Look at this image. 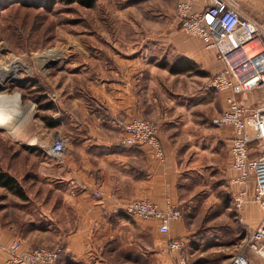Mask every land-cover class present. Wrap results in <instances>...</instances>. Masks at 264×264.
<instances>
[{
  "label": "crops",
  "instance_id": "0c3cea01",
  "mask_svg": "<svg viewBox=\"0 0 264 264\" xmlns=\"http://www.w3.org/2000/svg\"><path fill=\"white\" fill-rule=\"evenodd\" d=\"M227 2L264 25L258 0ZM166 20L161 38L133 40L122 51L99 48L97 55L86 54L93 65L56 79L55 85L51 81L45 97L50 107L39 105V111L49 112L40 121L51 132L34 140L67 138L60 178L75 192L70 200L79 221L62 237L60 264H224L262 217L253 199V179L246 185L247 201L234 205L232 193L241 185L233 181L230 166L232 127L212 122L225 107V92L208 83L224 65L213 48L187 36L176 17ZM178 57L193 64L173 72L170 66ZM260 98L259 89L238 95L250 108ZM132 117L157 123L162 157L147 144L117 143L121 123ZM47 119L55 124L47 125ZM257 144L251 142L253 155ZM135 197L161 207L171 204L181 215L161 232L157 219L123 212L124 203ZM14 238L23 247L41 245L0 227V264ZM174 240L179 247L171 246Z\"/></svg>",
  "mask_w": 264,
  "mask_h": 264
},
{
  "label": "rangeland",
  "instance_id": "374dc122",
  "mask_svg": "<svg viewBox=\"0 0 264 264\" xmlns=\"http://www.w3.org/2000/svg\"><path fill=\"white\" fill-rule=\"evenodd\" d=\"M178 3L96 0L86 7L66 0H0V64L17 57L26 66L20 69V81L3 80L0 88L4 97L17 95L26 111L9 126H0V165L17 178L26 194L21 198L0 186V227L48 246L61 242L76 227L78 216L70 200L75 192L67 190L60 178L61 163L34 142L35 137L51 132L40 121L49 113L39 111L40 101H48L51 81L55 85L56 79L77 75L93 65L86 54L97 55L99 48L122 51L133 40L161 38V23L166 18L174 21ZM260 4L264 9V2ZM185 33L204 47L201 37Z\"/></svg>",
  "mask_w": 264,
  "mask_h": 264
},
{
  "label": "built area",
  "instance_id": "2783aa9c",
  "mask_svg": "<svg viewBox=\"0 0 264 264\" xmlns=\"http://www.w3.org/2000/svg\"><path fill=\"white\" fill-rule=\"evenodd\" d=\"M176 17L184 31L201 37L206 47L213 48L217 59L224 63L208 83V86L225 92V107L212 118V122L232 127L230 166L235 171L233 181L241 185L232 193L234 205L241 207L247 201L246 185L253 179V199L262 211L261 219L243 241L242 249L224 264H256L249 253L264 261V27L241 14L227 0H179ZM258 89L261 90V98L255 107L250 108L238 99L240 93ZM121 126L123 134L117 140L119 145L147 144L158 157H162L159 126L155 121L132 117ZM253 140L258 141L254 148L256 155L250 150ZM37 142L47 156L63 162L67 142L64 135ZM123 212L128 216L157 219L161 232H167L171 221L181 215L176 206L167 204L161 207L144 197L126 201ZM171 246L179 247V242L174 240ZM63 248L62 242L53 246L23 247L20 239L14 238L6 247L7 256L3 264H60ZM181 260L184 262L182 257Z\"/></svg>",
  "mask_w": 264,
  "mask_h": 264
},
{
  "label": "bare ground",
  "instance_id": "6f19581e",
  "mask_svg": "<svg viewBox=\"0 0 264 264\" xmlns=\"http://www.w3.org/2000/svg\"><path fill=\"white\" fill-rule=\"evenodd\" d=\"M48 58L50 59V56H48ZM24 68L26 69V66L23 64L22 59L17 57H14L8 64H0V81H6L9 78L20 81L22 79L20 69ZM16 97L17 95L13 97H4L3 94H0V126H9L14 120H18V117L20 118L25 115V106L21 105L19 98ZM15 98L16 100H14ZM2 101H5V107L1 104ZM11 101H13L12 105L10 103Z\"/></svg>",
  "mask_w": 264,
  "mask_h": 264
},
{
  "label": "trees",
  "instance_id": "16d2710c",
  "mask_svg": "<svg viewBox=\"0 0 264 264\" xmlns=\"http://www.w3.org/2000/svg\"><path fill=\"white\" fill-rule=\"evenodd\" d=\"M69 3L72 2H77L81 4L82 6L86 7H92L95 3L96 0H66ZM184 60V62H182ZM193 64L187 59H184L183 57H178L176 60L171 64L170 70L173 72H180L183 70H186L189 68V66ZM40 105L43 107H50V101L48 100L47 102L42 104V101H40ZM46 118V117H44ZM45 123L47 125H53L55 124V121L52 120H46ZM28 148L35 149L34 147L28 146ZM0 186H3L13 192L14 194L18 195L21 198H25V190L23 186L20 184V182L17 180V178L12 175L9 171L5 170L1 165H0Z\"/></svg>",
  "mask_w": 264,
  "mask_h": 264
},
{
  "label": "water",
  "instance_id": "95a60500",
  "mask_svg": "<svg viewBox=\"0 0 264 264\" xmlns=\"http://www.w3.org/2000/svg\"><path fill=\"white\" fill-rule=\"evenodd\" d=\"M2 85H3V83H2V81H0V88L2 87Z\"/></svg>",
  "mask_w": 264,
  "mask_h": 264
}]
</instances>
